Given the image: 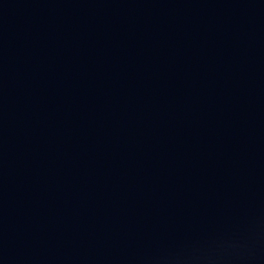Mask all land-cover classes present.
<instances>
[{
	"label": "water",
	"instance_id": "obj_1",
	"mask_svg": "<svg viewBox=\"0 0 264 264\" xmlns=\"http://www.w3.org/2000/svg\"><path fill=\"white\" fill-rule=\"evenodd\" d=\"M0 264H264V0H0Z\"/></svg>",
	"mask_w": 264,
	"mask_h": 264
}]
</instances>
